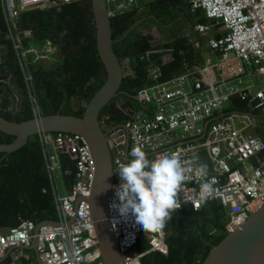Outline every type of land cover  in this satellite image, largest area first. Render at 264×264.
I'll return each mask as SVG.
<instances>
[{
	"label": "built area",
	"instance_id": "obj_1",
	"mask_svg": "<svg viewBox=\"0 0 264 264\" xmlns=\"http://www.w3.org/2000/svg\"><path fill=\"white\" fill-rule=\"evenodd\" d=\"M58 1L0 0L6 35L31 98L34 116L40 114L33 98L30 67L55 61L56 49L40 50L30 41L24 44V39H31L32 34L30 30H19L16 19L22 11L59 7L72 0ZM148 1L106 0V6L111 18L138 9ZM190 8L202 10L208 20L197 23L193 28L195 33L225 31L224 35L207 40V47L217 53L216 57L193 68L185 67L183 72L166 80H158L159 69H152L149 83L137 90L133 106L116 102L124 119L109 129L107 137L114 173L107 196L108 218L128 264H141V257L150 252L167 254L168 251L163 230L145 233L135 224L134 217L124 221L110 208L116 200L115 188L121 183L117 171L121 162L132 159L127 153L134 146H141L149 158L178 154L193 168L179 193L182 206L188 204L193 210L200 209V185L204 179L214 180L215 194L208 201L216 200L224 208L226 233L237 230L251 212L264 206V166L255 167L251 163V158L264 149V141L249 132L251 121L246 113H224L225 104L234 96L248 105L258 99L253 110L264 106V0H190ZM170 58L165 54L162 62ZM230 79L235 83L230 85ZM38 135L54 187L56 221L61 224L39 228L36 251L43 264H102L89 204L84 200L89 195L95 169L89 148L79 134ZM64 147L75 155V181L69 191L61 194L55 178L60 171L57 152ZM201 163L209 167V176L204 179L195 174ZM77 198L82 199L74 220L63 224L74 213ZM114 219L118 221L115 227ZM35 225L24 220L16 227L0 231V259L10 248L29 246ZM141 238L148 248L137 252L135 247Z\"/></svg>",
	"mask_w": 264,
	"mask_h": 264
},
{
	"label": "trees",
	"instance_id": "obj_2",
	"mask_svg": "<svg viewBox=\"0 0 264 264\" xmlns=\"http://www.w3.org/2000/svg\"><path fill=\"white\" fill-rule=\"evenodd\" d=\"M182 20L191 29L197 23H208L202 10H191L190 0H150L138 9L110 18L112 48L124 73L119 88L120 101L124 105L131 107L135 104L133 96L149 83L148 74L152 69H159L158 80H166L183 72L185 67L193 68L203 62L201 51L187 36L171 34L168 42L153 47L150 43L152 35L141 30L150 22L161 29L172 30L170 25ZM138 21L141 22L135 25ZM16 25L21 31H31V39H24V44L33 39L56 49L54 64L30 67L32 93L39 114L81 116L84 104L106 79L96 48L90 0H72L59 7L22 11ZM2 31H6V25L0 7V33ZM197 38L200 39L199 34ZM165 54L171 58L163 63ZM8 59L22 95L18 109L14 102L9 105L5 102L6 97L0 96V115L16 122L28 120L34 116L33 104L11 44ZM118 100L116 96L100 111L98 120L103 131L124 119L116 105ZM225 111L247 113L250 108L246 101L234 96ZM252 113L256 114L257 110ZM255 129L264 141V119ZM13 139L14 136L0 133V143H10ZM57 158L62 180L58 190L67 192L75 181V155L64 147L57 152ZM0 159V231L16 227L24 220L35 224L47 219L58 220L54 187L46 170L39 135L28 137L23 146L11 153L4 155L0 152ZM251 163L255 167L264 166V149L251 158ZM226 220V212L216 200L201 204L198 210L183 205L163 229L167 254L147 253L141 257V264H202L211 248L226 236ZM147 248L148 243L141 238L135 250L143 252ZM32 252L27 250L20 258V264H36ZM10 261L6 257L0 264H10Z\"/></svg>",
	"mask_w": 264,
	"mask_h": 264
},
{
	"label": "water",
	"instance_id": "obj_3",
	"mask_svg": "<svg viewBox=\"0 0 264 264\" xmlns=\"http://www.w3.org/2000/svg\"><path fill=\"white\" fill-rule=\"evenodd\" d=\"M90 2L95 24L96 48L106 71L105 81L92 98L84 104V111L81 116L61 113L40 114L28 120L16 122L7 120L0 115V133L14 136L10 143H0V152L5 155L19 149L26 143L28 137L35 134L57 132L79 134L89 148L95 168L89 195L84 197V200L89 204L101 262L102 264H128L126 256L118 248L108 218L107 196L114 173L112 155L107 141L109 130L103 131L98 120L100 111L104 106L119 95L124 73L123 67L112 48L114 40L111 37L110 17L106 0H90ZM139 22L141 21L135 25ZM125 35L118 41L123 39ZM8 74L10 78H14L16 81L17 78L13 76L11 71ZM8 89L17 97V104H19L22 90L17 88L15 82L11 83ZM133 99L137 100L136 95L133 96ZM257 104L258 99L249 102L250 111L246 114L250 119L254 117L252 110ZM16 109H18V105H16ZM257 112H260V109H257ZM126 161L130 162L131 159L126 158ZM80 199L82 198L76 199L74 213L63 224L68 225L74 220L75 210ZM60 224L59 221L50 219L40 221L33 230L31 244L10 248L0 259V262L5 257L10 256L13 259V264H20V254L25 250H32L37 264H43L36 251L38 230L41 226H58ZM202 264H264V206L251 212L237 230L226 233L223 240L211 248Z\"/></svg>",
	"mask_w": 264,
	"mask_h": 264
},
{
	"label": "clouds",
	"instance_id": "obj_4",
	"mask_svg": "<svg viewBox=\"0 0 264 264\" xmlns=\"http://www.w3.org/2000/svg\"><path fill=\"white\" fill-rule=\"evenodd\" d=\"M132 157L122 163L117 171L120 185L115 188L116 200L110 208L117 211L120 218L128 221L134 217L145 233L162 231L173 213L181 208L179 193L184 182L190 179L193 168L181 160L178 154L149 158L141 146H134L127 153ZM195 174L204 179L209 176V167L201 163ZM215 181L204 179L200 185L201 204L215 194ZM118 201V202H117ZM118 221L113 220L115 227Z\"/></svg>",
	"mask_w": 264,
	"mask_h": 264
},
{
	"label": "crops",
	"instance_id": "obj_5",
	"mask_svg": "<svg viewBox=\"0 0 264 264\" xmlns=\"http://www.w3.org/2000/svg\"><path fill=\"white\" fill-rule=\"evenodd\" d=\"M186 27L189 28L188 26H186ZM170 30H171V29H170ZM192 30H193V29H192ZM191 33H192V38H191L187 33H185L184 35L187 36V37L189 38V40H190L191 42L194 43L195 47L201 51V54H202V57H203V62H202V63L206 62V61L209 60V59L215 58L216 55H217V53L211 51V50L207 47V40H208L209 38L213 37V36L224 35V34H225V31H224V30H220V29H219V30H214V29H212V30L209 31L206 35H200V39L197 38V33H195L194 30H193V32H191ZM168 35H170V34H168ZM170 36H171V35H170ZM182 36H183V35H182ZM195 41H197V42H195ZM201 41H202V42H201ZM201 43H203V44H201ZM157 44H159V42H158ZM151 45H152V44H151ZM152 46L154 47V45H152ZM155 46H156V45H155ZM229 83H230V85H231V84H234L235 82L233 81V79H230V80H229ZM225 105H226V107H224V113L226 112L225 110L228 108L229 103H228V104H225ZM249 108H250V107H249ZM227 113H228V112H227ZM253 116H254L253 119H250V121H251V128H253V130H252V134H255V135L259 136V134L256 132L255 127L258 125V123H259L260 121H262V120L264 119V113L257 112V113L254 114ZM55 181H56V185H57V189H58V187L61 186V182H62V180H61V178H60V171L56 173ZM60 191H61V190H60ZM64 192H65V191H64ZM64 192H62V193H64ZM62 193H61V194H62ZM1 232H2V231H1ZM26 251H27V250H25L22 254H20V258L25 254ZM32 253H33V255H34V252H32ZM7 257H9L10 260H11V261H10V264H13V259H12L10 256H7ZM34 257H35V255H34ZM5 258H6V257H5ZM5 258H4V259H5ZM4 259H3V260H4ZM35 262H36V264H37L36 258H35ZM0 263H1V262H0Z\"/></svg>",
	"mask_w": 264,
	"mask_h": 264
},
{
	"label": "rangeland",
	"instance_id": "obj_6",
	"mask_svg": "<svg viewBox=\"0 0 264 264\" xmlns=\"http://www.w3.org/2000/svg\"><path fill=\"white\" fill-rule=\"evenodd\" d=\"M186 21L182 20L181 22L177 23L176 26H174L172 28V30H164V29H161V27H159L156 23H152L150 22L146 28H142L141 30L144 32V33H149L152 35V39L150 41V43L152 45H162L166 42L169 41V37L171 34H175L177 36H182L184 35L185 33H187L191 38H192V33L193 30L191 28H187L186 25ZM170 34V35H168ZM159 42V44H157ZM30 44L31 45H35L38 49L40 50H50L52 49L53 47H49L45 42H39V41H35V40H30ZM55 61L54 60H50V62H41V64L43 65H52L54 64ZM116 102H119V101H116ZM226 107V105H225ZM260 109V113H264V106L262 108H259ZM252 130L253 128L250 129V133L252 134Z\"/></svg>",
	"mask_w": 264,
	"mask_h": 264
},
{
	"label": "flooded vegetation",
	"instance_id": "obj_7",
	"mask_svg": "<svg viewBox=\"0 0 264 264\" xmlns=\"http://www.w3.org/2000/svg\"><path fill=\"white\" fill-rule=\"evenodd\" d=\"M178 22H174L170 25L171 27H174L177 25ZM5 49V51H3ZM10 52V41L8 40V37L6 35V31H2L0 33V96L6 97V101L9 105H11L13 102L15 105L17 104V97L14 96L8 89L9 85L11 83H16L17 85V79L14 81V78H10V75L8 74L9 71L12 72L13 76H16L14 72V68L10 67L8 55ZM17 88L21 89L20 87ZM119 99V100H118ZM120 95H117V100L120 101ZM121 102V101H120ZM11 107V106H9Z\"/></svg>",
	"mask_w": 264,
	"mask_h": 264
}]
</instances>
